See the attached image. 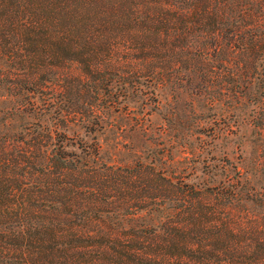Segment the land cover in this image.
<instances>
[{"label": "trees", "instance_id": "obj_1", "mask_svg": "<svg viewBox=\"0 0 264 264\" xmlns=\"http://www.w3.org/2000/svg\"><path fill=\"white\" fill-rule=\"evenodd\" d=\"M0 92V264H264V185L117 158L138 106L264 112V0H0Z\"/></svg>", "mask_w": 264, "mask_h": 264}, {"label": "rangeland", "instance_id": "obj_2", "mask_svg": "<svg viewBox=\"0 0 264 264\" xmlns=\"http://www.w3.org/2000/svg\"><path fill=\"white\" fill-rule=\"evenodd\" d=\"M256 104L242 101L233 115L228 113L229 103L209 107L200 97L181 96L176 102L161 99L157 107L138 106L140 114L149 113L143 121L149 132L134 128L126 133L132 139L131 150L121 149L117 158L131 163L137 157L148 160L152 150L160 151L163 163L155 164L186 183L210 185L240 173L249 187L258 190L264 185V120L261 128L253 124L264 112ZM171 109L175 116L168 115ZM74 130L75 140L88 142L81 129ZM96 139L101 137L96 135Z\"/></svg>", "mask_w": 264, "mask_h": 264}]
</instances>
